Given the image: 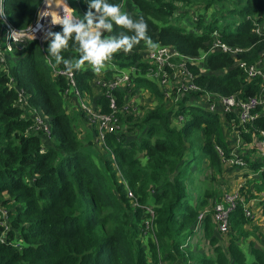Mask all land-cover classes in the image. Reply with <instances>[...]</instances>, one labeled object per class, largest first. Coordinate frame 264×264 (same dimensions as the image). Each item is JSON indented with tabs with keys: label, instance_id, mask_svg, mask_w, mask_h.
Here are the masks:
<instances>
[{
	"label": "trees",
	"instance_id": "obj_1",
	"mask_svg": "<svg viewBox=\"0 0 264 264\" xmlns=\"http://www.w3.org/2000/svg\"><path fill=\"white\" fill-rule=\"evenodd\" d=\"M43 1L4 0V15L12 27L25 29ZM73 2L75 18L86 24L84 17L91 11L93 23L97 22L95 10L89 8L91 0ZM107 2L119 5L134 20L142 17L148 25L147 35L155 44L172 47L186 56H196L215 39L246 51L239 58L247 65L257 63L264 53V0ZM189 11L193 15L189 24L175 27L173 23ZM225 14L237 18L232 28L229 24L216 26V16ZM51 33L63 35V27L57 25ZM121 33L131 35L116 26L111 35ZM50 42L49 38L40 48L36 41L26 40L2 54L0 209L6 214V228L0 226V264H264V249L249 245L253 258L247 259L239 244V238L246 235L241 226L248 222L239 205L230 215L226 241L220 245L217 238L208 239L209 245L216 243L214 256H195L188 246L180 249L194 235L198 210L206 204L198 196L192 205L183 193L185 167L191 163L184 159V152L192 149L191 136L200 131L198 149L208 166L218 170L221 165L213 146L218 145L228 155L219 136V118L180 105L176 113L183 115L188 109L190 119H185L179 129H171L167 124L171 111L162 103L156 86L137 78L133 93L144 89L157 105L144 116L127 117L123 134L107 135V157L99 155L101 164L97 165L83 150L84 143H90L79 139L73 129L71 99H77L64 98L66 78L52 75V69L65 71V67L63 63L56 68L47 64ZM145 49L146 43L141 41L130 53L115 54L100 74H94L88 65L74 71L75 85L86 105H98L101 112H106V98L98 96L95 82L111 80L122 67L138 66ZM60 55L63 60L78 58L73 39L68 40ZM204 65L208 71L205 74L193 70L201 88L241 100L259 93V80L246 81L228 55L212 51ZM18 92L24 98L20 103ZM113 94L120 102L121 95L117 91ZM28 111H37L46 118L50 141L42 144L40 135L30 132L31 118L24 117ZM258 113L250 133L243 136L246 141H250V134L255 136L264 129V106ZM81 116L85 117L82 111ZM132 133L135 135L129 136ZM244 160L248 170L257 172L258 163ZM257 178L256 193L264 189V169ZM127 190L137 205L152 208L153 239L144 233L146 216L133 206ZM242 193H249L246 186L240 190ZM207 214L202 224L205 236L209 234ZM14 241L19 249L14 247Z\"/></svg>",
	"mask_w": 264,
	"mask_h": 264
},
{
	"label": "built area",
	"instance_id": "obj_2",
	"mask_svg": "<svg viewBox=\"0 0 264 264\" xmlns=\"http://www.w3.org/2000/svg\"><path fill=\"white\" fill-rule=\"evenodd\" d=\"M4 0H0V63H4L2 56L3 51L11 52L14 46L23 43L26 40L36 41L40 48L42 44L48 42L44 39V36L48 32L57 26L59 23L53 24L51 17L41 19L39 22L44 26V31L36 32V39L32 40L30 35H24L18 41H14L10 38V32L12 30L19 31L27 34L30 28H35L38 20V12L43 11L42 6L37 9L33 21L25 29H16L12 27L7 21L4 15ZM44 4V2H43ZM46 10V9H45ZM51 11L58 12L61 18L66 13L70 14L68 9L53 8ZM71 15V14H70ZM72 23H79L78 20H72ZM212 51H217L222 54L228 55L232 59V63L235 68L242 71L246 81H252L254 79L259 80V93L256 96L248 97L244 100L238 99L234 95L223 96L215 92L207 91L201 88L195 82L194 68L197 69L196 74L207 73L205 62L207 56ZM246 51L238 47H229L222 44L218 40H214L206 54L202 56H186L174 48L158 45L156 49H150L142 58L137 61L138 66L131 65L120 68L112 76L111 80L104 81L98 79L95 82L98 96L105 97L107 102V111L101 112L98 105L89 104L87 101H83L80 97V92L75 85L73 74H66L62 70L52 69L53 76H63L67 80L66 88L63 90L64 98L75 97L78 102L79 109L85 114V119L95 134L96 144L103 150H106V136L110 134H123L126 129L125 119L127 117L139 118L142 116V109L145 104L142 99L150 94L144 89H136L133 93V84L137 78H144L154 84L158 93L162 98L164 105L171 106V113L168 117V126L171 129H179L182 127L185 119H190V112L185 110L183 115L177 114L179 106L185 108H192L194 110L208 113L219 118V120L225 124L227 130L234 134L233 144L226 146L228 149L227 157L218 145L213 146V150L217 155L220 165L225 168H245L247 178L258 177L261 170L257 172L247 171L246 162L239 156L243 153V136L249 134L253 128L254 123L259 118L260 114L258 109L264 106V63L257 62L252 65L245 64L239 55ZM47 64L49 62L47 61ZM143 66H142V65ZM142 67H141V66ZM51 66V65H50ZM117 91L121 95L120 102L116 101L113 94ZM70 96V97H69ZM17 103L24 100L22 93L18 92ZM123 99V101H122ZM156 106V104L154 105ZM176 113V114H175ZM29 117L31 118L30 132L40 135L42 144L50 141V127L45 117L39 114L37 111H30ZM228 117V118H227ZM126 123V124H125ZM250 145L248 153L255 151V153L264 160V129L259 130L255 136L250 134ZM247 153V155H248ZM244 157V154H243ZM252 162V161H251ZM114 165V164H112ZM121 181V180H120ZM125 187V183L121 181ZM243 182L236 186L235 189L224 193L221 198L213 204L211 212L212 221L214 223L216 232L218 235L226 236L229 230V218L239 205L242 210L244 218L250 216L249 206L241 197L240 190L243 189ZM127 197L133 201V206L142 209L145 218L143 221L144 233L153 235V220L154 214L150 207H142L137 205L136 200L130 192L127 190ZM207 211H199L196 217L197 225L201 222ZM6 214L3 209H0V226L6 228ZM194 228V229H195ZM14 247L19 249L18 243Z\"/></svg>",
	"mask_w": 264,
	"mask_h": 264
},
{
	"label": "rangeland",
	"instance_id": "obj_3",
	"mask_svg": "<svg viewBox=\"0 0 264 264\" xmlns=\"http://www.w3.org/2000/svg\"><path fill=\"white\" fill-rule=\"evenodd\" d=\"M43 2L40 6L43 5ZM67 2L69 4H67ZM67 2H66L67 9H71L70 14L74 15L73 11H75L76 5L74 4L73 0H67ZM55 7L56 5H54V7H52L49 10H52ZM44 10H45V4L43 6V11ZM192 16H193L192 11H189L183 14V16L177 21H175L173 25L175 27L182 28L184 25L186 26L187 24H189V22L192 19ZM73 18L78 20L77 18H75V16H73ZM236 20L237 18L231 14H225L223 17H220V15H217L216 16V26L220 28L223 24L225 25L229 24V28H232ZM207 21L208 19L206 20V22ZM78 22L81 23L79 20ZM209 47L206 46V50L201 49L200 51H198V56H202L206 54L209 50ZM149 50L150 48L146 46V49L143 52V54ZM258 62L264 63V53L260 55V59ZM71 101L74 102V108H72V111L70 114V117L72 119L73 129L76 132L79 139H81L83 142L88 141L90 143V145L87 143H84L85 146L83 150L91 156V158L96 162L97 165L99 163L101 164V162L98 161L97 157L99 155H104V157L106 158L107 155H105L106 153H104V150L101 149L96 144L95 134L92 131V129L88 126V124L86 123L87 121L85 117L81 116V111L78 107V102L72 99ZM142 101L145 104L144 108H141L142 113H143L142 116H144L148 111L153 110L155 107L154 106L155 104L157 105V101H155L151 95L145 96L144 99H142ZM165 104H166L167 109H170V110L172 109L170 105H167V103ZM29 115H30L29 111L28 113H24V117H29ZM167 124H168V121H167ZM218 125H219V136H220V139L222 140V143L225 145V147L226 145L228 146V145L233 144L234 134L229 132L225 124H223L220 120H219ZM193 134L194 135H192L191 136L192 138L190 139L192 149H187L184 152V159L185 160L189 159L191 163L185 167L183 193L186 197L187 202H189L192 205H195V200H194L195 196L197 197L201 196V198L206 200V204L203 207V209L204 211H207L208 213L207 216L209 217V227H208L209 234L205 236L204 232H202L203 219L205 218L203 217L201 222L197 225V228H195L197 231V235H193L192 237L186 239L181 245L180 249L182 250L184 247L188 246L193 251V254L195 256H199L201 254L204 255L205 257L214 256L213 247L216 243L209 245L208 244L209 237L210 236L215 237L217 238L218 241L223 242V241H226V236L221 237L217 234L214 223L212 221L210 210L212 209L213 204L216 203L224 193H227L236 188L237 185L235 184H236L237 178L238 179L241 178L242 180H245L246 183H243V185H245L247 189L249 190V193H246V194L242 193L241 197L246 203H248V206H249L248 210H249L250 216L246 218L248 220L247 224L241 226L246 232V235L241 236L239 239H241L240 241L244 245L243 247L246 251L245 256L247 257V259L253 258L252 255H250L249 253V245H252L253 247L257 249H264V244H263L264 243V191L263 190L264 189H261L260 190L261 192H258V193L255 192L254 185L258 184V181H256V178L255 180H252L253 178L250 179L246 177L244 179L241 176V174L245 172L246 170L245 168H225V167L219 166V169L215 170L211 166H208L207 160L205 159V157L201 154V152L198 149V145L200 144L199 138L202 137V134L200 131L194 132ZM133 135H135V133L129 134V136H133ZM250 143L251 142L249 141L243 140L242 142L243 153L241 152L239 156L243 160L246 159L247 161L249 160V161H254L258 163L259 167L256 170L263 169L264 160L258 157L255 151L251 152L252 154L248 153V148H249ZM243 154H244V157H243ZM112 164L113 163H111V165ZM112 166L115 168L114 165ZM202 194H204L207 197H204ZM195 223H196V219H195ZM152 234H153V229H152ZM199 235H200V239L197 238ZM150 238L153 239V235H150ZM220 239H224V240H220ZM163 264H167V263H163Z\"/></svg>",
	"mask_w": 264,
	"mask_h": 264
},
{
	"label": "clouds",
	"instance_id": "obj_4",
	"mask_svg": "<svg viewBox=\"0 0 264 264\" xmlns=\"http://www.w3.org/2000/svg\"><path fill=\"white\" fill-rule=\"evenodd\" d=\"M54 0H44V11L38 12V20L35 28H30L27 34L12 30L10 38L18 41L24 35H30L31 39H36V32L44 31V26L40 20L46 17L52 18V23H59L63 27V35L53 36L48 32L44 36L45 40L51 39L47 48L49 63L53 68L63 63L66 74L81 70L88 65L94 74H100L105 69L108 62L119 52L130 53L132 49L141 41L146 43L150 49L158 47L147 35L148 25L141 17L134 20L127 12H122L117 4H110L107 0H91L89 8L96 12V23H93L92 12L89 11L84 19L87 23H72L73 16L68 13L61 18L56 11H51ZM57 8L67 9L64 0H55ZM69 12L71 9H68ZM114 26L120 27L131 33V35L121 33L119 36L111 35ZM108 33L109 35H105ZM69 39H73L77 45L78 58L74 60H63L60 53L67 48ZM54 61V63H53Z\"/></svg>",
	"mask_w": 264,
	"mask_h": 264
},
{
	"label": "crops",
	"instance_id": "obj_5",
	"mask_svg": "<svg viewBox=\"0 0 264 264\" xmlns=\"http://www.w3.org/2000/svg\"><path fill=\"white\" fill-rule=\"evenodd\" d=\"M55 1V0H54ZM64 3L66 4V2L64 1ZM54 5H55V2H53V6L52 7H54ZM252 154V153H251ZM249 162H251V161H249ZM251 163H254V161H252ZM247 171H250V170H248V168H247ZM250 172H252V171H250ZM241 176L245 179V177H246V173L245 172H243L242 174H241ZM238 177H239V175H238ZM247 178V177H246ZM256 178V181H257V177H255ZM255 178H253L252 180H255ZM236 179V178H235ZM239 181V182H238ZM242 182L243 183H246L245 182V180H242L241 178L240 179H238L237 178V181H236V184L235 185H239V184H242ZM234 185V186H235ZM245 187V185L243 186V188ZM203 195V194H202ZM197 196H195V198H196ZM201 197V196H200ZM202 210H204L203 209V207L202 208H200L198 211H202ZM256 230V229H255ZM203 232V231H202ZM194 235H197V231H196V229L194 230ZM219 236H221V235H219ZM222 237V236H221ZM197 238H199L200 239V235L197 237ZM220 240H224V239H220ZM225 241H223V242H220V241H218V244H222V243H224ZM239 244H240V246L242 247V249H244V245L241 243V241L239 240ZM264 244V243H263ZM262 244V245H263ZM245 250V249H244ZM249 259V258H248Z\"/></svg>",
	"mask_w": 264,
	"mask_h": 264
},
{
	"label": "bare ground",
	"instance_id": "obj_6",
	"mask_svg": "<svg viewBox=\"0 0 264 264\" xmlns=\"http://www.w3.org/2000/svg\"><path fill=\"white\" fill-rule=\"evenodd\" d=\"M56 5V4H55ZM43 6H44V4H43ZM43 8V7H42ZM43 10V9H42Z\"/></svg>",
	"mask_w": 264,
	"mask_h": 264
}]
</instances>
